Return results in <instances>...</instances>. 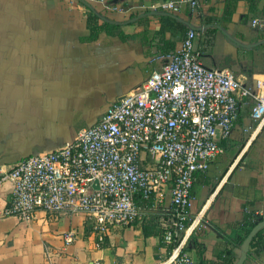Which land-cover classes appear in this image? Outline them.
<instances>
[{"label":"crops","instance_id":"0c3cea01","mask_svg":"<svg viewBox=\"0 0 264 264\" xmlns=\"http://www.w3.org/2000/svg\"><path fill=\"white\" fill-rule=\"evenodd\" d=\"M109 5H146L182 0H104ZM228 0H202L194 9L181 4L178 12L134 11L120 15L100 3L84 0H0V172L20 160L56 151L73 142L78 132L98 122L107 106L142 84L162 66L155 58L162 42L178 33H160L161 13H170L199 33L196 50L207 68H228L242 85L255 91L264 80V39L250 20L264 13V0L251 10L248 0H236L228 19ZM100 22L120 25L116 34L90 39L87 14ZM214 16L213 44H200L203 19ZM162 45V44H161ZM175 49V50H176ZM228 152L196 174L191 190V223L183 252L198 263L217 261L228 250L237 262L243 245L237 225L247 213L264 216V124L242 105ZM237 149L234 151V149ZM11 184L0 187V264H161L168 256L159 234L143 235L141 222L110 229L97 245L83 214L37 211L29 222L3 216ZM169 188L150 212L165 227L171 218ZM158 229V227H157ZM73 230L75 241L63 246L61 234ZM103 243V242H102ZM243 264H264V251L247 253Z\"/></svg>","mask_w":264,"mask_h":264},{"label":"built area","instance_id":"2783aa9c","mask_svg":"<svg viewBox=\"0 0 264 264\" xmlns=\"http://www.w3.org/2000/svg\"><path fill=\"white\" fill-rule=\"evenodd\" d=\"M84 1L126 16L136 10L178 12L182 3L194 9L202 0L149 6ZM250 25L264 32V14ZM198 36L189 29L178 49L157 56L162 66L109 104L102 118L80 130L73 142L0 172V187L11 184L3 216L29 222L37 211L83 214L100 245L111 228L143 220L168 187L172 216L162 244L177 243L161 264H199L182 250L196 221L189 223L195 175L224 153L220 143L231 137L242 105L250 104L251 119L264 124V80H257L253 91L232 70L205 67L196 50ZM137 198L151 202L138 204ZM60 236L64 247L76 239L73 230Z\"/></svg>","mask_w":264,"mask_h":264},{"label":"trees","instance_id":"16d2710c","mask_svg":"<svg viewBox=\"0 0 264 264\" xmlns=\"http://www.w3.org/2000/svg\"><path fill=\"white\" fill-rule=\"evenodd\" d=\"M251 4V10L252 7H254V4L259 0H248ZM236 0H228L225 3V8L223 10V18L228 19L230 15L232 14L234 7H235ZM159 23H160V33L161 35L166 32L170 33H178L181 40L189 30V27L184 24L183 22L178 21V19L173 16L170 13H161L159 17ZM203 24H205V30L203 34L200 35V44L202 46L209 47L213 44L215 33L218 31L219 28L215 24H220V22L214 17V16H207L203 19ZM87 27L89 29V38L93 39L95 38L99 33L106 32L107 34H116L123 37L122 34L118 31L120 29V25L103 21L100 22V18L97 14L90 11L87 14ZM258 38L264 39V32L258 31ZM162 44V45H161ZM158 46V52H160L163 55L170 54L175 51V44L173 41H166L162 42ZM261 47H264V45H261ZM220 145L224 149V154L228 152L227 148V141H223L220 143ZM203 174V173H198ZM196 176V175H195ZM136 202L138 204H150L151 201H145L141 200L140 198L136 199ZM172 209V208H171ZM264 221V216H259L252 213H247L243 216L242 221L237 225V228L241 230V234L237 236L238 242L242 244L249 233L253 230V228ZM142 225L143 235L148 236L151 234H159L161 237V241L163 240V234L165 232L164 227H159V222L154 219L151 214H148L143 220L140 221ZM189 223L187 222L186 225ZM158 227V229H157ZM177 242H174L173 244L167 246V252L169 253L173 246L176 245ZM107 242L103 241V243L100 244V246H106ZM262 251H264V227L260 228L252 237L249 245V252H254L255 254H259ZM235 258H233L230 255V252L228 250H225L222 252L221 256L218 258L217 261L212 262H205L200 261L199 264H235Z\"/></svg>","mask_w":264,"mask_h":264},{"label":"water","instance_id":"95a60500","mask_svg":"<svg viewBox=\"0 0 264 264\" xmlns=\"http://www.w3.org/2000/svg\"><path fill=\"white\" fill-rule=\"evenodd\" d=\"M262 227H264V221H262L261 223L256 225L253 228V230L249 233V235L247 236V238L243 242V245L241 247L240 257L238 258V260H237V262L235 264H243L245 262L246 256H247V253H248V250H249L250 241H251L252 237L254 236V234Z\"/></svg>","mask_w":264,"mask_h":264},{"label":"rangeland","instance_id":"374dc122","mask_svg":"<svg viewBox=\"0 0 264 264\" xmlns=\"http://www.w3.org/2000/svg\"><path fill=\"white\" fill-rule=\"evenodd\" d=\"M261 14H264V13H261ZM261 14H258V15H261ZM237 149V147L234 149V151Z\"/></svg>","mask_w":264,"mask_h":264}]
</instances>
